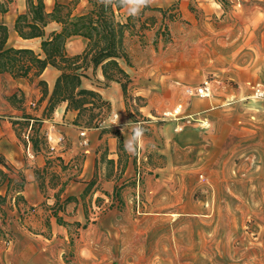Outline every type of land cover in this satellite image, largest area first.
Returning <instances> with one entry per match:
<instances>
[{
    "label": "rangeland",
    "instance_id": "rangeland-1",
    "mask_svg": "<svg viewBox=\"0 0 264 264\" xmlns=\"http://www.w3.org/2000/svg\"><path fill=\"white\" fill-rule=\"evenodd\" d=\"M129 1L132 8L140 3ZM13 2L19 7L21 0ZM47 2L51 10L55 0ZM86 8L81 1L78 12ZM137 15L138 26L147 20L149 27L127 43L140 77L129 89L128 109L124 97L127 120L176 124L178 131L194 132L193 140L169 144L147 130V147L137 154L140 174L123 179L125 156L110 162L104 135L95 185L82 199L84 187L79 202L60 195L56 209L69 223L66 232L51 233L57 191L47 184L53 201L37 220L23 204L13 215L8 202L0 207V264H264V103L250 88L264 85V0H167ZM205 79L212 81L216 107L198 113L203 97L186 90ZM136 96L143 99L130 98ZM180 104V113L166 114ZM111 118L119 124L112 108L101 124ZM57 156L53 166L60 170ZM74 159L59 182L81 171L82 156ZM76 203L81 224L73 220Z\"/></svg>",
    "mask_w": 264,
    "mask_h": 264
},
{
    "label": "trees",
    "instance_id": "trees-1",
    "mask_svg": "<svg viewBox=\"0 0 264 264\" xmlns=\"http://www.w3.org/2000/svg\"><path fill=\"white\" fill-rule=\"evenodd\" d=\"M81 1L61 2L55 0L53 8L48 10L46 0H26V9L16 16L14 29L22 38H42V52H37L29 47L8 46L9 27L4 21H0V72H8L15 79L26 80L30 85L35 84L39 88L40 98L36 103L31 102L33 110L38 111L49 96L47 81L41 78L44 70L49 65L60 70L54 89L40 116L27 110L24 105L27 98L24 90L19 89L8 96L11 104L23 111L20 119L13 120L17 133L20 137L24 133H26V137L29 135L35 150H40L41 147L49 148L48 135L41 129L42 121L51 118L55 108L61 102L66 101L68 103L67 109L79 111L74 120V124L79 126L100 127L102 121L108 116L112 108L111 102L105 99L98 90L82 86V80L84 77H88L90 68L95 71L101 67L106 85H110L113 81L120 83L127 109L129 107V89L132 87L134 79L122 65L124 62L133 66L131 54L127 47V38L147 29L149 27L148 21L145 20L138 26L137 21H140V16L130 14L129 0H86L87 8L85 11L78 12ZM219 1L224 2L225 0ZM12 2L13 0H0V13H7ZM144 8L161 9V7H152L150 4ZM51 22H57L60 28L48 33L47 25ZM74 36L83 37L86 46L81 53L70 54L66 44L68 39ZM130 98L137 101L143 99L142 96ZM110 131L114 133V131L104 127L102 133ZM115 134L118 137V162L122 161L123 156H125L123 166L125 168L127 153L123 135L120 130L116 131ZM56 158L60 161V170L53 166V157L49 158L45 168L37 170L36 179L43 192H45L46 184L50 189L57 191L53 206L54 215L59 224L67 226L69 223L62 216H59L56 209V206L61 205L64 200L60 198V195L65 191L68 184L67 180L59 182L62 179L61 171L67 164L61 156ZM109 161L113 164L116 163L114 159H109ZM0 163L6 167L5 169L0 166V186L7 185V193L5 195L0 194L1 207L7 202L8 193L13 192L17 196L24 189L26 179L21 172H19L20 178L13 176L11 174L12 168L6 164L1 156ZM67 179L70 180V177ZM95 183V178L87 182L84 191L81 193L82 199L85 198ZM20 199L21 197L17 196V201ZM78 199L75 195H68L65 201L75 200L79 202ZM86 217L88 218L87 212ZM77 223L81 224V222Z\"/></svg>",
    "mask_w": 264,
    "mask_h": 264
},
{
    "label": "crops",
    "instance_id": "crops-1",
    "mask_svg": "<svg viewBox=\"0 0 264 264\" xmlns=\"http://www.w3.org/2000/svg\"><path fill=\"white\" fill-rule=\"evenodd\" d=\"M82 1L87 4L86 0ZM165 1L167 0H155L153 5L163 7L165 5ZM24 3L25 0H21L18 7L15 2H12L9 5V11L7 13H0V21H4L9 27L7 45L15 47H29L33 48L37 52H42V38H22L14 29L16 16L26 8V4ZM133 8L138 12L143 10V6L141 7V4L138 1H136L135 7ZM133 8L130 6L129 1V11ZM149 14L151 15V12L146 11V15ZM183 16L190 17L191 15L186 9H184ZM59 28L60 25L57 22H51L47 25V32L50 33L51 31ZM145 33H147V40L150 41L153 36L152 31L147 30ZM134 36L127 38V43L132 39L135 40L136 36ZM85 46L86 41L81 36L69 38L66 44L67 51L70 54L81 53ZM130 48L133 49L132 46H130ZM122 65L132 75L135 81L134 83L138 84V82H140L138 74L139 70H137L135 66H129L124 62H122ZM59 75L60 70L52 65L47 66L41 75V78L47 81L49 96L54 89L55 82ZM167 85V81H164L161 87L166 89ZM252 85L253 84H250L251 89ZM82 86L98 90L105 99L111 102L113 113L115 112L119 115V124H113L114 122H112L113 120L111 118L109 122L101 124L100 127H83L76 125L74 124V120L77 118L79 111L75 109H67L68 103L64 101L57 105L51 118L44 119L42 121L41 129L48 135L49 148L45 149L44 147H41L40 150H35L29 135L28 137H26V133H24L22 137L18 135L16 125L13 124V120L20 119L23 111L12 105L8 100V96L19 89L24 90L27 96L24 105L28 111L36 113L38 116L41 115L43 108L46 106L49 96L42 103L41 108L38 111H35L31 107V102L34 101L36 103L40 98L41 92L39 88H37L35 84L30 85L26 80L15 79L8 72H0V156L5 160L6 164L12 168L11 174L13 176L20 178L19 172H21L26 179L24 189L18 193L19 195L17 194V196L21 197V200L17 201V198L12 192L8 193V204L6 206V210L12 213V215L16 213L19 214L18 206L23 204L27 209L31 208L30 218L37 220L40 217L37 216V213L42 211L43 206L48 203H52L53 199L46 195V192H43L40 189L39 182L36 179V173L37 170L45 168L49 158L54 157V153L61 156L66 164L69 162L73 163V160H75L74 158L78 155L82 156V169L77 176L69 180L65 189L67 196H79L84 187L87 185V182L93 177L94 164H96L97 159L99 160L97 149L104 135L108 137L105 138L107 139V158L114 159L117 163L119 159L118 140L111 131L102 133L104 127L109 128L112 131L114 129H119L123 135L124 145L127 144V164L124 168L123 179L126 177L135 179L134 176H139L140 174L139 166H137L140 158L137 157V154L141 157L142 151L147 147V136L145 135L147 130L152 134L159 133L164 142H168L169 144H171V141L174 139L180 140L182 143H188L193 140L192 135L194 132L188 129L178 131L175 126L176 124H158L154 120L134 123L129 122L127 120V109L125 106L124 93L121 84L113 81L110 85H106L101 67H98L95 71L93 68H90L88 70V77H84L82 80ZM140 87L141 86L138 88ZM149 92L155 93L156 90L154 88H150ZM216 101L217 98L212 97L198 98V113L209 112L211 109L216 107ZM141 108L144 109V107ZM80 128H82V130H80ZM142 128H144V132L142 131ZM135 130H139V135L134 136ZM81 131H85L84 136L81 135ZM205 132L206 130H202L201 134L206 136ZM165 143L163 144L164 153L167 152ZM0 166L6 169L4 164L0 163ZM105 184L106 186H110L112 182L106 180ZM6 193L7 185L0 186V194L5 195ZM76 204L78 205V214L75 218H73V220L75 219L82 222L83 212L80 210L81 203ZM49 218L51 233L57 234L67 231L66 226L59 224L56 217L51 216Z\"/></svg>",
    "mask_w": 264,
    "mask_h": 264
},
{
    "label": "built area",
    "instance_id": "built-area-1",
    "mask_svg": "<svg viewBox=\"0 0 264 264\" xmlns=\"http://www.w3.org/2000/svg\"><path fill=\"white\" fill-rule=\"evenodd\" d=\"M252 96L264 103V85L261 83L253 84L252 86ZM187 93L189 95H197L200 97H211L213 95V84L210 79H205L199 86L187 88ZM183 104H180L174 112L169 114H178L182 110ZM167 114V112H166ZM81 135H85V131H81Z\"/></svg>",
    "mask_w": 264,
    "mask_h": 264
},
{
    "label": "clouds",
    "instance_id": "clouds-1",
    "mask_svg": "<svg viewBox=\"0 0 264 264\" xmlns=\"http://www.w3.org/2000/svg\"><path fill=\"white\" fill-rule=\"evenodd\" d=\"M151 3H152V0H140L141 7L142 6H146L148 4H151ZM137 12L138 11L136 9H134V8L130 10V14H132V15L137 14ZM125 147H126V150H128L127 144L125 145Z\"/></svg>",
    "mask_w": 264,
    "mask_h": 264
},
{
    "label": "bare ground",
    "instance_id": "bare-ground-1",
    "mask_svg": "<svg viewBox=\"0 0 264 264\" xmlns=\"http://www.w3.org/2000/svg\"><path fill=\"white\" fill-rule=\"evenodd\" d=\"M48 1V0H47ZM51 1V0H50ZM167 114H169L168 112H167Z\"/></svg>",
    "mask_w": 264,
    "mask_h": 264
}]
</instances>
